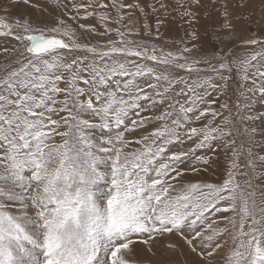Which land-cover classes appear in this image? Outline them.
I'll return each instance as SVG.
<instances>
[{"label":"snow or ice","instance_id":"6c2138e0","mask_svg":"<svg viewBox=\"0 0 264 264\" xmlns=\"http://www.w3.org/2000/svg\"><path fill=\"white\" fill-rule=\"evenodd\" d=\"M19 2L0 0V37L18 45L0 74V264H138L132 258L138 244L149 252L163 244L181 255L186 248L195 259L185 264H264V191L241 190L231 169L222 184L182 183L185 161L200 165L192 172H206L212 156L198 150L214 153L212 144L231 136L227 117L224 127L214 123L221 116L215 106L228 94L231 64L189 61L183 55L188 48L158 55L155 46L122 33L106 47L89 46L62 20L45 29L9 16ZM193 3L201 6V0ZM247 3L238 0L234 7ZM92 6L91 0L72 5L86 16ZM223 7V27L232 29L230 0ZM162 24L157 21V31ZM78 51L84 55H71ZM237 71L241 87L250 81L245 90L264 96V49L240 61ZM145 77L142 86L139 78ZM177 95H185V103ZM157 108L162 111L151 115ZM208 115L213 121L191 126ZM153 121L160 126L148 135L126 139ZM247 131L255 144L257 129ZM186 142L192 144L186 151L169 152V145ZM131 144L139 147L129 150ZM245 166L255 174L264 168V155L250 148ZM237 167L233 161L231 168ZM171 236L178 241L166 240Z\"/></svg>","mask_w":264,"mask_h":264},{"label":"rangeland","instance_id":"374dc122","mask_svg":"<svg viewBox=\"0 0 264 264\" xmlns=\"http://www.w3.org/2000/svg\"><path fill=\"white\" fill-rule=\"evenodd\" d=\"M89 2L90 0H30V4H24L20 0L9 9L8 15L29 19L34 28L57 27L62 20L75 31L78 42L87 43L89 46L106 47L109 41L118 42L122 38L120 35L122 33L124 39L150 47L155 46L158 55L160 54L159 50L178 54L183 52L184 48H188L190 51L183 52V55L189 61L211 60L213 65L218 67L219 60H227L232 66V80L229 82L228 94L222 97L219 103H227L229 107L221 109L219 103L215 106L221 116H217L214 123L224 127L222 117H227L230 124L226 130L231 132V136L225 137L219 143H213L212 147L216 149L214 153H208L207 149L198 150V155L212 156L211 166L206 172H192L193 166L200 167V165L196 164L194 160L185 161L182 165L185 170L182 183L199 181L222 184L228 178L231 169L234 174V183L239 184L241 190L247 192L254 189L257 194L264 191V175H260L261 172H264V168L258 167L254 174L245 166L250 148L254 153L264 155V151H262L264 135L261 134L264 130V119L257 118L250 121L246 118L249 116L264 117V96L258 92L252 96L245 90L252 87L250 81L241 87L240 85L244 82L241 80V73L237 71V64L240 61L246 60L251 54L264 49V44L245 43L250 38L264 41V0H248L244 9L234 7L238 0H230L232 5L230 10L234 15L232 29L223 27L222 13L226 0H201L199 7L194 5L193 0H91L93 6L88 9V12L93 14L89 16L85 15L83 9L77 14L76 8L72 7L73 3ZM100 5H106V7H100ZM2 7L4 5L0 3V8ZM189 12L195 13V16L187 15L186 13ZM3 14V11H0V15ZM103 16H106L107 19L102 20ZM157 21H163L158 31ZM80 24L85 25V28L81 29ZM145 24L149 26L147 29L144 27ZM90 27H95L96 32L87 31ZM17 46V42L12 37H0V74H3L7 65L12 63L15 53L11 52V49ZM3 48H8L9 52H3ZM71 55H84V53L78 51ZM149 66H152L151 62ZM198 67L206 68L207 66L201 63ZM160 70L158 69V71ZM179 74L187 76L184 71H179ZM208 74L211 75V73ZM195 78L193 76V79ZM146 79L149 78H139L142 86ZM177 91L179 90L177 89ZM242 92L243 95H241ZM185 95H177L175 100L185 103ZM213 98H216L215 95ZM246 105L248 107H245ZM160 111L162 108H157L151 115H156ZM209 121H213L211 115L191 126L200 127ZM158 126H160L159 123L153 121L150 125L137 128L132 133H126V139L137 140L148 135L154 127ZM251 127L257 129L255 144L250 141V133L247 131ZM100 131L98 129L96 134L99 135ZM117 131L114 128L110 134L115 136ZM103 132L109 133V130L104 129ZM228 140H234L235 144H228ZM226 144L227 147H225ZM191 146L192 144L187 142L183 145L172 144L169 145V152L186 151ZM137 147L139 145L131 144L129 150ZM233 149L239 154L238 158L233 157ZM233 161L238 164L235 169L231 168ZM249 184H251V188L248 187ZM31 191L34 192L35 188H32ZM221 226L223 225L221 224ZM166 240L178 241V236L167 237ZM227 248L228 245H225V248L220 250L221 256L227 252ZM132 258L138 261V264H185L186 261L195 259L187 253L186 248L184 254L181 255L179 251L168 250L163 244L154 247L152 252H149L144 245L138 244Z\"/></svg>","mask_w":264,"mask_h":264}]
</instances>
